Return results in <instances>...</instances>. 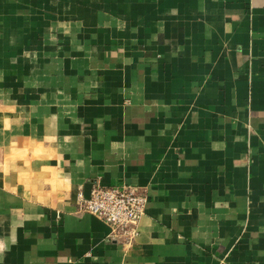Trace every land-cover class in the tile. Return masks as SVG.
I'll use <instances>...</instances> for the list:
<instances>
[{"label": "crops", "instance_id": "obj_1", "mask_svg": "<svg viewBox=\"0 0 264 264\" xmlns=\"http://www.w3.org/2000/svg\"><path fill=\"white\" fill-rule=\"evenodd\" d=\"M0 264H264V0H0Z\"/></svg>", "mask_w": 264, "mask_h": 264}, {"label": "built area", "instance_id": "obj_2", "mask_svg": "<svg viewBox=\"0 0 264 264\" xmlns=\"http://www.w3.org/2000/svg\"><path fill=\"white\" fill-rule=\"evenodd\" d=\"M148 197L137 186H92L90 199L81 200V212L97 216L110 228L114 242L130 244L139 233V223L144 216Z\"/></svg>", "mask_w": 264, "mask_h": 264}, {"label": "water", "instance_id": "obj_3", "mask_svg": "<svg viewBox=\"0 0 264 264\" xmlns=\"http://www.w3.org/2000/svg\"><path fill=\"white\" fill-rule=\"evenodd\" d=\"M92 186H93V184H88V185L86 186V190H85V194H84V199H85L86 201H88V200L90 199Z\"/></svg>", "mask_w": 264, "mask_h": 264}]
</instances>
